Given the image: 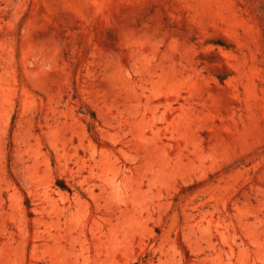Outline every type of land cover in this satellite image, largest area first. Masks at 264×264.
<instances>
[{
  "label": "rangeland",
  "instance_id": "374dc122",
  "mask_svg": "<svg viewBox=\"0 0 264 264\" xmlns=\"http://www.w3.org/2000/svg\"><path fill=\"white\" fill-rule=\"evenodd\" d=\"M0 264H264V0H0Z\"/></svg>",
  "mask_w": 264,
  "mask_h": 264
}]
</instances>
